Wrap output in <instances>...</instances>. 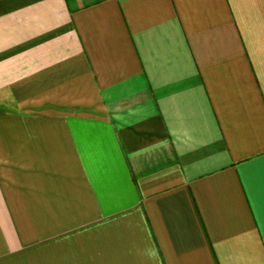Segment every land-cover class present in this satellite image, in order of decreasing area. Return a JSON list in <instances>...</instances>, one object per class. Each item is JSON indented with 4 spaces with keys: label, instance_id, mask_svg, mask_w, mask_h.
Masks as SVG:
<instances>
[{
    "label": "crops",
    "instance_id": "crops-1",
    "mask_svg": "<svg viewBox=\"0 0 264 264\" xmlns=\"http://www.w3.org/2000/svg\"><path fill=\"white\" fill-rule=\"evenodd\" d=\"M0 264H264V0H0Z\"/></svg>",
    "mask_w": 264,
    "mask_h": 264
}]
</instances>
